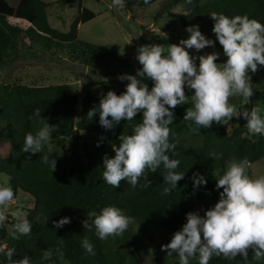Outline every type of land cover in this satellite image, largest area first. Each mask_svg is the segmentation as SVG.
Returning a JSON list of instances; mask_svg holds the SVG:
<instances>
[{"label": "trees", "instance_id": "trees-1", "mask_svg": "<svg viewBox=\"0 0 264 264\" xmlns=\"http://www.w3.org/2000/svg\"><path fill=\"white\" fill-rule=\"evenodd\" d=\"M157 3L159 7L155 21H160L175 7L186 4L187 12L162 28L174 40H178L182 29L190 25L203 24L212 32L214 21L209 15L212 12L229 16L247 14L264 23V0H212V3H201V0H149L147 4L145 0H125L124 9L133 14L136 9H146ZM51 4L45 0H22L25 7L23 19L30 23L25 30L10 21V18L18 15L19 7L10 0H0V67L6 65L9 58L19 57L20 39L25 31L36 42L77 55L86 66L111 68L112 65L129 67L132 64L131 60L110 47L79 39L80 24L96 17L94 11L82 8L70 30L61 31L50 23L48 10ZM216 44L221 53L217 62H223L227 57L223 55V47L218 40ZM251 76L253 86L264 84V66H260ZM99 85L98 92L88 93L83 98L80 119L77 121L80 93L68 83H0V173L5 157L1 145L12 149L16 143L22 149L25 135L28 132L35 133L44 123L53 126L52 136L58 145H64L68 137H73L75 141L73 152L69 155L53 151L50 158L57 161L54 171L41 163L44 153L31 154L21 150L18 159L12 163L9 184L14 189L15 199L22 192L31 197L34 203L32 208H24L32 223L30 235L13 239L10 232L14 229L7 223L0 227V242L17 249L14 259L28 254L34 264H41L42 252L47 248L55 250L63 238V260L54 254L52 261L43 264H141L134 248L133 224L138 226L150 242L160 232L174 234L186 223L188 212L204 215L207 209L214 206L209 198L217 191L215 175L218 172L222 175L233 158H247L249 165L264 159V135H250L246 126L235 125L233 119L227 125L213 122L211 127L194 133L189 126L194 127V124L183 120L185 113L180 110L182 104L174 109V123L170 125L169 139L176 147L174 154L171 151L168 153L170 158L180 161L176 171L185 173L177 188L170 194H164L163 189L168 185L164 184L162 166L157 172L146 170V176L140 178L134 189L125 181L113 188L102 178L103 157L105 154L115 155L112 144L119 146V137L123 133L131 134L133 125L142 120L143 113H137L132 121L121 120L112 129H105L99 122V111L93 119L87 113L93 107L98 108L101 97L109 90H115L117 94L123 91L109 87L108 83ZM186 94L190 96L188 89ZM260 97L261 92L254 87L250 102ZM37 109L40 111L39 117L35 116ZM83 132L104 136L112 143L85 140L81 152L79 142ZM211 152L222 154V158L215 160L209 156ZM197 172L205 175L207 184L194 188L193 173ZM248 174L252 176L250 167ZM109 205L124 209L129 216L134 217L135 222L121 236L101 241L95 235L94 228L86 230L83 221L88 218L87 212H99ZM48 216L47 223H44V217ZM65 216L70 217L71 222L57 229L54 222ZM85 236L94 244V255L87 253L82 246ZM248 251L247 260L240 254L231 261L222 256H213L209 264H264V260L257 262L253 258L254 249ZM170 258L179 264L178 255L173 253ZM0 264H7L5 256L0 255ZM190 264H198V259H191Z\"/></svg>", "mask_w": 264, "mask_h": 264}, {"label": "clouds", "instance_id": "clouds-1", "mask_svg": "<svg viewBox=\"0 0 264 264\" xmlns=\"http://www.w3.org/2000/svg\"><path fill=\"white\" fill-rule=\"evenodd\" d=\"M149 0H145L147 4ZM112 6L124 8L125 0H112ZM214 21L212 32L223 47L227 59L217 62L220 52L193 56L190 49L197 51L206 46L215 47L216 40L208 38L199 25H190V36L179 43L144 44L137 49L136 59L142 65L136 75L122 74L119 79L127 80L126 88L117 94L109 90L101 97L97 107H93L87 116L93 119L99 111L100 124L105 129H112L121 120L132 121L142 111V120L133 125L131 134H122L121 143L112 144L114 156L103 157L102 178L113 188L125 181L133 189L137 187L146 170L157 172L164 169V194H170L185 173L177 172L179 159L170 158L169 152L175 150V143L170 141V125L174 123V109L178 105L189 104L186 89L194 90L191 94V106L186 109L184 121H191L192 132L211 127L213 122L227 125L233 117L243 116L250 135H264V107L255 104L251 110L238 111L233 97H242L245 101L254 95L251 73L264 66V23L247 14L229 16L225 13L209 14ZM199 60L197 65L196 60ZM147 77L154 83L151 88L142 78ZM35 116H40L39 109ZM99 146V143L98 145ZM47 149V151H45ZM25 153H44L41 163L53 171L57 161L53 155L52 129L44 123L35 133L25 135L21 149ZM215 160L222 154L211 152ZM247 158H233L222 175H215L220 198L204 215L190 211L186 214V223L174 233L170 243L162 246L168 255H178L179 264H190L193 258L198 264H209L213 256L229 261L240 254L248 259L249 249H254L253 258L264 260V175L250 176ZM194 188L207 184L205 175L193 173ZM15 202L13 187L5 179L0 181V227L5 225L10 204ZM13 239L28 236L32 223L22 211L15 213ZM83 221L86 230H95L101 240L121 236L135 222L134 217L116 205L103 207L99 212H87ZM48 217L43 222L47 223ZM71 222L70 217L55 221L56 228ZM82 246L87 253L94 255V244L85 236ZM63 238L53 250L42 252L41 264L53 260L54 254L63 260ZM15 247L0 245V255L7 258V264H34L28 254L14 259Z\"/></svg>", "mask_w": 264, "mask_h": 264}, {"label": "rangeland", "instance_id": "rangeland-1", "mask_svg": "<svg viewBox=\"0 0 264 264\" xmlns=\"http://www.w3.org/2000/svg\"><path fill=\"white\" fill-rule=\"evenodd\" d=\"M51 2L48 10L50 23L53 27L61 31H69L72 23L80 15L82 8L86 7L96 13V17L88 22L80 24L79 39L85 42L101 44L120 52L127 59L132 61L129 67L112 65L111 68L106 66H86L78 58L67 52H61L58 47L48 46L33 40L30 33H23L20 39L19 57L9 58L6 65L0 67V83L21 82L28 85H51L68 83L77 89L80 93L79 113L77 121L80 119V113L83 105V98L88 93H96L100 89L101 83H108V86L119 91H124L127 80H121L122 74L136 75L138 69L142 65L136 59L137 49L144 44H161L167 47L171 43H179L181 39H186L190 33L186 29H182L181 36L178 40H174L167 36L162 28L166 24L173 22L187 12L186 4H181L169 13H167L160 21H155V14L159 4H155L146 9H136L133 14L128 13L124 8H116L112 6V0H45ZM19 7L18 15L10 18L12 24L20 25L26 30L29 22L23 19L25 7L22 0H10ZM201 3H212V0H201ZM200 30L210 39H214V35L206 25L200 24ZM193 56L199 57L213 51L220 52L219 46L215 43V47L206 46L197 51L195 48L189 50ZM197 65L199 60H196ZM108 72H116L111 75ZM144 83L152 87L153 81L147 77L142 78ZM259 90L262 97L256 99L253 103L250 100L245 101L242 97H233L230 102L235 105L238 111L244 109L251 110L253 105L260 104L264 107V84L253 86ZM189 104L185 103L180 110L186 113V109L191 106V94L194 90H189ZM233 123L237 126H245L247 120L241 115L233 117ZM43 126V125H42ZM53 130V126H50ZM93 140H105L111 144L112 141L104 136L83 132L80 137L79 149L83 152V142ZM74 138L68 137L64 145L57 144L56 139L52 136L53 151L61 155H69L74 149ZM4 152V161L0 173V181H10V168L15 159H18L21 153V146L14 143L11 148L1 145ZM11 149L10 156L7 153ZM47 150V149H45ZM252 176L264 175V159L249 165ZM216 175H220L218 172ZM214 183H217L215 176ZM216 194L209 198V202L214 205L220 198V192L223 189L216 188ZM33 199L19 194V198L10 204L8 218L5 223L11 229H14L16 222L15 213L22 211L27 212L24 208H32ZM135 245L134 248L139 256L141 264H175L174 260L168 255V250H162V246L170 243L171 232H160L156 234L155 240L150 242L140 231L138 226L133 224ZM0 245H6L0 242ZM7 246V245H6Z\"/></svg>", "mask_w": 264, "mask_h": 264}]
</instances>
